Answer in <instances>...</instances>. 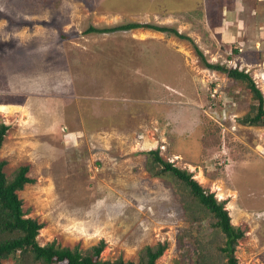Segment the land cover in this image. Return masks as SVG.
Returning <instances> with one entry per match:
<instances>
[{"label":"rangeland","instance_id":"rangeland-1","mask_svg":"<svg viewBox=\"0 0 264 264\" xmlns=\"http://www.w3.org/2000/svg\"><path fill=\"white\" fill-rule=\"evenodd\" d=\"M232 4L0 0V161L8 176L29 167L34 183L18 196L44 226L41 246L105 241L102 260L127 262L166 243L158 264L188 260L187 209L170 178L146 170L158 151L225 203L245 232L238 264H264V127L240 122L255 103L246 86L206 66L248 75L264 98V0L246 3V22ZM134 22L192 41L151 29L84 34ZM200 227L209 240V221Z\"/></svg>","mask_w":264,"mask_h":264},{"label":"trees","instance_id":"trees-1","mask_svg":"<svg viewBox=\"0 0 264 264\" xmlns=\"http://www.w3.org/2000/svg\"><path fill=\"white\" fill-rule=\"evenodd\" d=\"M247 2L249 0H233V4L230 5L233 8L243 6L244 9L238 13V16L244 22L248 19ZM219 20L217 28L220 24H224V19L220 17ZM135 29H151L168 35L174 34L182 40L192 41L175 29L135 22L113 28L91 26L84 34H105ZM196 52L206 62L203 53L197 47ZM235 52L237 53L238 50ZM206 66L212 71L226 73L235 82V88L242 84L246 86L252 93L255 103L251 111L240 119V122L245 125L264 127V98L253 80L237 69L232 70L210 63H206ZM214 87L215 85L210 86L209 93L206 95L207 101L211 99ZM8 130L9 126L0 125V149ZM6 165V161H0V264L11 259L15 264H158L165 254L168 248L166 243L147 246L140 251L138 260L127 262L122 258L115 261L102 260L101 254L106 247L105 241L87 250L79 247L63 248L55 242L41 246L37 237L44 226L37 220L26 217L23 201L18 196V192L22 191L26 185L34 183V180L27 176L29 167H21L8 176L4 172ZM146 170L156 178H170L180 196L181 203L187 209L186 220L191 224V229L187 232L191 239H189L190 258L182 262L176 260L173 264H238L235 253L239 242L245 237V232L231 223L225 203L218 202L214 194L209 193L192 179L190 173L162 159L158 151L148 153ZM205 220L209 221L212 230L210 239L207 241H203L197 233L201 229V223ZM183 235L184 233L181 237Z\"/></svg>","mask_w":264,"mask_h":264}]
</instances>
